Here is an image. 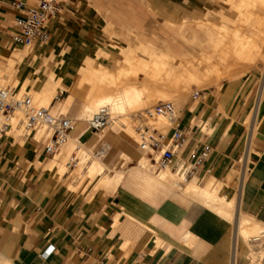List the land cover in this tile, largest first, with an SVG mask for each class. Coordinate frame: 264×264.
<instances>
[{"label": "crops", "instance_id": "obj_1", "mask_svg": "<svg viewBox=\"0 0 264 264\" xmlns=\"http://www.w3.org/2000/svg\"><path fill=\"white\" fill-rule=\"evenodd\" d=\"M37 1L0 0L1 65H7L17 48L14 79L18 87L26 80L34 90H41L52 72L49 81H59L52 100L62 91L59 104L69 105L67 116L75 122L69 137L88 148L103 138L109 150L106 163L100 161L110 172L104 184L93 180L87 185L84 179L80 188L71 185L79 189L74 192L58 179L61 169H53L56 160L44 153L43 143L0 136V264H264V242L259 243L264 233L245 240L235 220L241 213L264 223V72L225 79V84L208 87L219 90H200V97L176 104L178 126L186 135L179 154L205 145L209 153L192 178L186 179L181 167L173 184L140 167L145 155L114 125L94 133L85 122L91 115L83 109L90 84L80 83L79 71L87 58L116 72L121 55L115 44L136 48L139 42L150 43L174 56L186 55L182 28L201 13L211 20L212 1L71 0L49 19V39L25 47V53L10 40L13 20L20 14L13 3ZM184 16L187 22L178 24ZM164 17L176 35L152 38L146 31L151 20ZM132 27L139 30L137 38L129 32ZM205 40L204 33L193 34L190 43L198 47L196 41ZM49 107L57 109L56 104ZM123 156L126 162L115 161ZM211 180L233 200L236 218L228 219L180 191L190 181L203 187ZM48 245L53 251L43 257ZM251 252L262 254L252 258Z\"/></svg>", "mask_w": 264, "mask_h": 264}, {"label": "bare ground", "instance_id": "obj_2", "mask_svg": "<svg viewBox=\"0 0 264 264\" xmlns=\"http://www.w3.org/2000/svg\"><path fill=\"white\" fill-rule=\"evenodd\" d=\"M226 2L237 10L238 21L235 22L236 24L231 29H227L221 24L211 23L213 28L211 25H209L211 28H207L210 29V32L212 31L214 37L205 28L207 32H204L206 39L204 43L208 44L211 50L205 49L203 47L204 43L201 44L196 41V45L201 48L198 56L186 57L179 54L174 56L162 47L139 42L136 48H131L129 44L120 47L121 59L118 61L114 59L116 61L115 64L119 62L116 72H109L108 69H111V66V68H105L98 66L100 64L97 63L96 67L94 65L96 59L87 58L79 71L82 75V77L80 76V79L82 78L80 83L86 81L90 84V89L83 103V109L88 114H93L100 106H106L111 116L110 124L121 127L125 135L136 142L137 136L132 126L133 123L127 117L131 119L132 113L130 112L132 109L137 110L139 107H144L146 102L151 99L149 97L165 102L177 101L193 90V92H196L212 85H220L222 79H231L242 72H247L255 64L261 53V44L258 43V40L262 39L264 43V0H226ZM191 21L197 23V28H204L211 22L202 13L198 18ZM186 22L187 17L184 16L180 21V25ZM139 49H143L149 56L143 58L136 55ZM97 55L98 53H96L95 57ZM103 55L101 54V56ZM103 57L106 58V54ZM19 59V50L14 48L11 56L7 59L5 70L14 73L16 62ZM1 71L0 69V88L3 87L4 80V74ZM48 75L49 80L55 76L52 72ZM138 76L143 77L140 78L142 79L140 82L137 80ZM57 79L60 78L56 77ZM49 80H46L47 82H45L41 90L32 89L26 80L24 83L23 80L19 87L18 81L15 80L14 85L19 88L20 92L26 87L31 89L32 94L30 93L29 95L35 106L48 107L54 97L55 87L59 85V81L52 83ZM62 86L64 88V85ZM27 91L29 92L30 90ZM167 122L169 124V120L165 117H158L156 120L151 121L154 127L160 131H165L167 127L159 129L158 126H163ZM43 135L44 129H39L35 133L38 139ZM79 146L76 140L68 136L60 147L61 153L58 157L61 160L67 156V153L72 151L67 161L69 165L73 159L74 151L78 152ZM99 159L100 157L93 156L86 166L81 165V167L71 170V173H81L82 178L86 179L87 185H90L93 180L96 181V185L104 184L109 177L110 170L104 171V165ZM138 164L145 171H152V165L147 156H143ZM62 172L63 169L61 168L60 173ZM157 172L151 173L164 182H171L177 176L176 172L172 173L168 168ZM213 184L214 180H211L202 187L190 181L186 183L185 187L180 188V191L190 198L202 202L228 219L236 218L233 200L228 199L223 194L219 183H217L216 187H213ZM235 220L240 227V236L243 239L246 237L255 240L261 233H264V223L256 221L249 216L239 213Z\"/></svg>", "mask_w": 264, "mask_h": 264}, {"label": "built area", "instance_id": "obj_3", "mask_svg": "<svg viewBox=\"0 0 264 264\" xmlns=\"http://www.w3.org/2000/svg\"><path fill=\"white\" fill-rule=\"evenodd\" d=\"M71 0H38L33 5L25 6L23 2L13 3L20 10V14L13 20V29L10 40L15 45L30 47L35 43H44L49 39L47 23L54 17L62 5ZM260 89V84L257 93ZM62 94V91L59 92ZM202 95L196 91L192 98ZM57 98V97H56ZM51 106V104H50ZM180 109L173 102H158L154 106L146 107L131 114L135 122L136 145L143 155L147 156L154 171L168 168L177 172L184 167V177L192 178L195 170L200 166L209 153V146L205 145L199 150H192L185 155H180V148L185 141V133L178 126ZM158 117L169 120L165 131L154 127L151 121ZM92 132L98 133L109 126L111 116L106 106H100L96 112L85 120ZM75 122L60 111H53L51 107L35 106L29 94L20 92L14 84L0 88V136L4 134H17L18 137H30L35 142L43 143L46 155L54 157L60 152V147L70 135ZM44 129V135L35 139V133ZM109 150V145L101 138L92 148L96 157H104ZM78 158L73 155L69 168L75 166ZM53 247L48 245L41 253L48 256Z\"/></svg>", "mask_w": 264, "mask_h": 264}, {"label": "rangeland", "instance_id": "obj_4", "mask_svg": "<svg viewBox=\"0 0 264 264\" xmlns=\"http://www.w3.org/2000/svg\"><path fill=\"white\" fill-rule=\"evenodd\" d=\"M211 1H212V4H213L212 10L210 12H208V14L210 13L209 14V17L211 18V22L206 27H204V28H197V23L195 21H189L188 23H186L184 25V28H182V32L183 33L186 32V35L183 37L184 40H186V42H184V40H183V43L189 48V51L186 52V55H183V56H186V57L198 56V52H199L200 48L192 45V42L190 43V40L192 39V35L193 34L194 35L201 36L204 32H207V31H205V28H206V30H208L209 34L211 33L212 36L214 37L212 31L210 32V29H208V28H211V26H212L211 23H215V20L218 23H221L222 20H223V17L224 18L227 17L229 19H233V20H229L228 23L221 24L223 27H225L227 29H231L236 24L235 22L238 21V17H237V14H236L237 13V10L233 6H230L229 5L230 6L229 7L227 5L228 3H226L224 0H211ZM169 3H170V1H169ZM171 4H173V3H171ZM202 7H203L204 11L207 12V5L204 4V6H203V4H202ZM164 19L165 20H156V19H152L151 20V24H150L149 28L146 31H150L152 33V36H151L152 38L154 36H158V35H163V36H167V37H171L172 35H176L175 34V30H173V29L170 28V24L168 23L167 18L164 17ZM180 20L181 19H178V21L176 20V22L178 24H181L180 23ZM195 25H196V27H195ZM209 25H211V26H209ZM212 28H213V26H212ZM138 31L139 30L137 28H133V27L129 29V32L135 38H137ZM141 32H143V29L142 28H141ZM204 36H205V33H204ZM258 43L261 44V53H260L258 59L255 61L254 66H252L247 72H242L238 76L232 77L233 80L243 79V78H245L248 75H253L254 73L260 74V73L264 72V43H263L262 39L258 40ZM116 45H117L116 46L117 48L119 47L118 48V51L120 53V47L122 45H120V44H116ZM203 47L205 49H207V50H211L210 46L208 44H206V43L203 44ZM20 48L25 53L28 52V48H25V47H22V46ZM136 55H138L139 57L141 56L143 58H146V57L149 56L148 53L145 52L143 49H139L138 52H136ZM4 62H1L0 61V69L2 70L1 73H3L5 75V76L3 75V79H4L3 80V86L8 85V84H15L14 73L12 71L11 72H8L7 70H5V66L1 65ZM117 64L119 66V62ZM117 64H116V66H117ZM118 66L116 67V69L118 68ZM13 80H14V83H13ZM223 80H224V82H223ZM222 82H223V84H225L227 81H225V79H222L220 81V83H222ZM213 88H215V87H211L209 89H213ZM25 89H26V91H25ZM209 89L207 88V89H204L203 91L204 92H207ZM215 89L219 90L218 88H215ZM27 90H30V91L28 92ZM23 91L26 94H27V92H28V94L31 93V89H28L27 87L24 88ZM193 91L189 92V94L187 93L181 99H179L177 101H171V102H173L175 104H178L179 101H181L185 97H188V99H189V98L192 97V94L194 93ZM62 96H63V94H58L57 98H54L50 104L51 105L52 104H56V108L57 109H55L53 111H60L63 114H66L67 115V110H68V106L69 105L68 106H63V105H61V103L59 104V102H62V99H61ZM149 98H151V99H149V102L148 101L146 102V104L144 105V107L137 108L138 111L140 110V108L142 110V109H144L146 107L154 106L158 102H165V101L158 100L157 98H154V97H149ZM154 100H156V101H154ZM137 110L136 109H134V110L132 109V111L130 113H134ZM89 117L90 116H87L86 118H89ZM127 119L130 120V121H132V123H133L132 126L135 129V122H134V120L132 118L130 119V117H127ZM113 125L117 128L118 134H121V135L125 136L127 139H129L133 143L134 147L136 148V142L134 141V139L126 136L125 133H124V130H122L121 127H119V126H117L115 124H113ZM165 126L166 127L169 126L168 122L165 123L163 126H158V128L159 129H162V128L164 129V128H166ZM107 128H109V126H107ZM203 130H205V127H203ZM210 130L211 129H208V131H210ZM11 134H13L14 136L17 135V134H14L13 132H11ZM23 139H25V138H23ZM71 152L67 153V156L65 158H63V159L60 160V157H58L59 154L61 153V149H60V152L53 157V159L56 160V164L53 167V169L58 172V170H60L62 168L63 169V172L62 173H59V174L57 173L58 179L61 180V181H63L70 190H73L74 192H78L79 189H75V188H80L85 180H84V178H82V174L81 173L80 174H75L73 172L71 173V171L69 169H75V168H77L79 166L81 167V165L82 166H84V165L86 166L87 165V162L90 161L93 158L92 148H88V147L84 146L83 144L80 145L79 146V149H78V152H75L74 151L75 156L78 158V163L76 164V166H74L72 168H69V166L67 164V161L69 159L68 157H70ZM87 157L88 158L90 157V158L88 159ZM101 159L104 161V163H106L105 160H104V157H102ZM115 161H120V163H122V162L124 163V162H126V159L124 157H120V158L118 157V159L115 160ZM112 164H114V167L115 168L120 169L119 166L118 167L116 166V162H114ZM133 164L134 163H132V164H130V165L127 166V163H126V166L129 167V166H132ZM147 171H149V170H147ZM150 172H154L153 171V167H152V171H150ZM73 184L75 185V188H72L71 187V185H73ZM247 239L248 238L245 237V240H247ZM263 242H264V238H262L259 241V243H263ZM259 254H262V252L259 253ZM256 255H258V254H254V253L251 252V257L252 258H254Z\"/></svg>", "mask_w": 264, "mask_h": 264}]
</instances>
